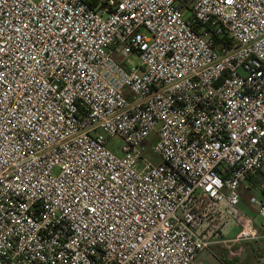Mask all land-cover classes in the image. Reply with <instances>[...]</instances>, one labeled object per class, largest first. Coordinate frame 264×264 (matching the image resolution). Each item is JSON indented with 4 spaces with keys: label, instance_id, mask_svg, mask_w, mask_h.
Returning a JSON list of instances; mask_svg holds the SVG:
<instances>
[{
    "label": "built area",
    "instance_id": "obj_1",
    "mask_svg": "<svg viewBox=\"0 0 264 264\" xmlns=\"http://www.w3.org/2000/svg\"><path fill=\"white\" fill-rule=\"evenodd\" d=\"M260 170L264 0H0V264L243 256Z\"/></svg>",
    "mask_w": 264,
    "mask_h": 264
},
{
    "label": "crops",
    "instance_id": "obj_2",
    "mask_svg": "<svg viewBox=\"0 0 264 264\" xmlns=\"http://www.w3.org/2000/svg\"><path fill=\"white\" fill-rule=\"evenodd\" d=\"M257 176L254 175L252 179H248L246 184L241 188V196L243 192L256 191L258 195H252L248 203L241 202V210L251 217L256 228L259 231V239L256 241L247 242L243 245H236L234 250L237 252L243 250V256L231 258L230 252L222 244L214 243L208 249L202 251L193 264H262L264 262V231L261 226V219L259 217V206L253 203V199L261 200L264 198V184L257 181ZM258 185H257V184ZM246 189H249L246 191ZM243 199V198H242ZM239 232L236 224L231 223L225 229V236L228 239H234ZM236 233L235 236H233Z\"/></svg>",
    "mask_w": 264,
    "mask_h": 264
},
{
    "label": "rangeland",
    "instance_id": "obj_3",
    "mask_svg": "<svg viewBox=\"0 0 264 264\" xmlns=\"http://www.w3.org/2000/svg\"><path fill=\"white\" fill-rule=\"evenodd\" d=\"M123 145H124V142H123V140L122 139H120V138H115V139H112V140H110V142H109V147H111V148H121V147H123ZM149 151H150V149H149ZM151 157H155V156H153V155H151ZM157 159V158H156ZM257 181L258 182H260L261 184L263 183L264 184V179L259 175V176H257ZM247 190H249V189H246V191ZM258 195V192H257V190L256 191H254V193H253V191H251V192H243V196H242V202L244 203V204H246V203H248L249 204V200H250V197L252 196V195ZM236 235V233L233 235V236H235ZM262 264H264V262L262 263Z\"/></svg>",
    "mask_w": 264,
    "mask_h": 264
},
{
    "label": "trees",
    "instance_id": "obj_4",
    "mask_svg": "<svg viewBox=\"0 0 264 264\" xmlns=\"http://www.w3.org/2000/svg\"><path fill=\"white\" fill-rule=\"evenodd\" d=\"M254 175H260V176L264 179V171H263V170H260L259 172L250 175L249 179H252V177H253ZM256 184H257V183H256ZM257 185H258V184H257ZM263 193H264V191H263Z\"/></svg>",
    "mask_w": 264,
    "mask_h": 264
}]
</instances>
